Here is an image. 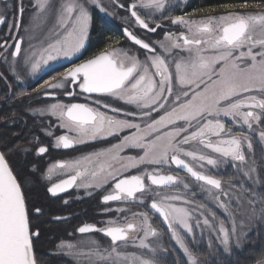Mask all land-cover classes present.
<instances>
[{
    "label": "snow or ice",
    "instance_id": "obj_1",
    "mask_svg": "<svg viewBox=\"0 0 264 264\" xmlns=\"http://www.w3.org/2000/svg\"><path fill=\"white\" fill-rule=\"evenodd\" d=\"M115 2L129 13L126 19H133L148 32L164 29L165 21L184 30L164 31L163 39L146 42L124 28L126 38L145 51L143 60L138 54L130 55L109 44L91 58L45 80L38 90L46 97H54L57 90L73 98L100 94L114 98L121 107L96 99L95 107L57 102L34 112L41 116L49 113L59 120L60 128L67 129L55 138L56 146L66 149L85 140L119 139V134L128 130L130 134L119 143L83 160L92 164L95 159L98 166L89 173L94 179L102 177L103 183H113L112 192L102 197L103 202H139L161 221L166 233L153 226L148 211L134 212L132 220L122 224L108 221L103 228L86 223L77 229L79 233L100 232L111 241L108 249L101 251L97 246L88 255L101 264H159V260L146 258L143 253L128 255L120 249L131 242L138 249L155 253L160 246L154 241L167 234L182 253L174 264H205L199 255L197 230L201 237H209L208 247L216 246L231 255L234 249L244 247L245 221L264 222V7L244 0L222 5L223 14L209 10L197 20L165 16L168 0ZM35 8L38 19L42 16L53 21L55 38L39 48L30 45L28 50L22 47L23 37L15 39L10 52L6 41L0 45L5 47L0 60L16 79L21 78V72L35 74L45 67L52 70L59 60L71 61L86 46L93 10L107 13L102 0H36ZM17 11L21 24L11 27L22 26L23 6ZM6 12V7L0 12V24L6 23ZM9 56L14 59L9 60ZM0 80H6L4 72H0ZM20 96L31 94L21 92ZM101 107L108 111H101ZM237 127L242 130L236 131ZM254 143L261 150L259 172ZM125 148L138 149L142 155L123 157L120 153ZM47 151L45 146L36 149L38 155ZM112 161L123 163L114 168ZM229 162L237 175L227 181L206 174L205 165L216 168ZM80 164L60 161L49 167V178L57 168L77 170L47 191L56 196L72 187L87 172V168L79 170ZM141 166L143 172L139 171ZM164 168L169 171L165 173ZM129 169H136L137 174L125 175ZM176 170H183L186 176L173 174ZM188 176L200 182L198 187L223 211V219L207 202L197 203L195 192L188 198ZM181 187L186 191H176ZM31 214H42V209L30 213L22 185L5 152L0 151V264H37L34 239L39 231L32 230ZM258 264H264V259Z\"/></svg>",
    "mask_w": 264,
    "mask_h": 264
},
{
    "label": "flooded vegetation",
    "instance_id": "obj_2",
    "mask_svg": "<svg viewBox=\"0 0 264 264\" xmlns=\"http://www.w3.org/2000/svg\"><path fill=\"white\" fill-rule=\"evenodd\" d=\"M35 2L36 0H0V12H4L5 7L7 8L6 23L0 24V45H5L6 41L7 44L5 46L9 52L13 50L15 39L23 37V30L30 25L31 19L33 18L31 15L32 13L34 14V11L27 10V8L30 9L34 6ZM21 5L24 8L22 26L11 27L13 24H21V16L17 11ZM132 21L134 20L132 19ZM137 27L138 30H131L122 24L119 29L120 36L125 37V39L132 44L131 46L139 50V46L126 38L123 31L124 28L133 31L139 38L144 39L146 42L156 39L160 31L157 30L156 33H151L144 30L139 25ZM164 28L168 27L165 26ZM112 39H118V37ZM42 44L46 46L43 42ZM42 44H38V42H26L23 38L22 47L23 49L28 50L30 45L39 48ZM4 51L5 47H0V52ZM101 51L102 50L99 52ZM99 52H97L96 44L91 42L89 37V41L85 48L81 53L77 54L76 57L72 58L71 61L63 59L59 60L52 65V70L47 68L46 71L42 70V73L40 74L35 73L36 76L21 72L20 79H16L14 74L9 73L6 70L7 66L2 60H0V72H4L6 76V80H0V150L5 152L9 164L13 168L14 174L17 178L44 179L43 182L40 180L37 184L44 189L47 199L44 202V211H42V214L35 215H42L41 222L47 234H51L52 230L58 226L57 228L60 232L56 234V237L59 236L62 239H71V237L75 235H94L102 236L105 239L107 238V240L111 242L110 238L106 237L103 233H79L77 229L86 223L95 224L98 228L108 226V221H116L118 224H122L126 220H132V218H128L129 214L132 215L134 212H144V206L135 201L103 202L102 197L113 190L112 181L106 184L100 183V185H102L101 187H92L94 190L88 194H83V196H81L82 194L78 190L80 177L77 178L76 183L73 184L72 187L64 192L58 193L56 196H53L47 191L52 184L68 179L71 175H75L77 170L74 167L64 169L57 168L51 175V178H49V167L60 161L67 162L70 165L74 164L76 161L82 162L84 157L108 149L112 145L119 143V140L122 139L123 136L130 134L128 130H125L119 134V139L107 137L106 139L85 140L84 143L74 144L72 147L66 149L62 146L57 147L55 143V138L57 136L63 135L67 132V129L59 127L60 122L56 117L51 116L47 112L41 117L32 115V113L30 115L28 114V111L31 109H43L47 105L57 102L64 104L77 102L89 103L95 107L96 105L93 104V101L96 99H101L102 103H108L112 107H121V104L114 102V98L101 97L100 94H91L90 98L88 94H82L73 98L64 96L59 90H57L54 97H46L43 91H38L41 89L45 80L50 79L52 76H58V74L64 72L66 68L71 67L73 64L81 63ZM8 59L12 60L14 58L9 56ZM76 91L79 92V89L77 88ZM21 92L30 93L31 97H21ZM100 110L108 111L103 107H101ZM109 114L111 115L110 111ZM49 131L53 133L52 136L47 135V132ZM37 137L39 138L38 140L36 139ZM40 146L47 147L48 151L45 154L38 155L36 149ZM120 155L123 157L137 156L142 155V152L138 149L125 148ZM121 163L123 162L112 161L114 168H119ZM93 164L96 167L98 166L95 163V159ZM32 168L35 169L33 170ZM150 168L151 166H149V170ZM174 168L175 166H173V169ZM79 170H81V165ZM139 171L143 172L144 167L141 166ZM162 171L167 173L169 169L164 168ZM124 174L135 175L137 174V170L129 169ZM173 174L179 175L186 173L183 170H176ZM21 185L25 193L27 187L23 183ZM26 200L31 212L30 201L29 199ZM119 209H124V211H119ZM131 209L132 212L130 211ZM57 217H60V219H56ZM37 220L40 221L39 219ZM36 225L37 223L34 227ZM159 228L161 231L165 229L161 222L158 224V229ZM133 235H135V233H133ZM207 248L208 246L206 245V249L204 248V251L202 250L199 252L200 258L205 261V264H224V253L222 250L218 249L216 246H213V250H208Z\"/></svg>",
    "mask_w": 264,
    "mask_h": 264
},
{
    "label": "rangeland",
    "instance_id": "obj_3",
    "mask_svg": "<svg viewBox=\"0 0 264 264\" xmlns=\"http://www.w3.org/2000/svg\"><path fill=\"white\" fill-rule=\"evenodd\" d=\"M187 1L188 0H168L169 6L167 7L164 15L167 17H176V16L183 15L185 19H189L191 17L193 19L199 20L201 16L208 14L209 11H203L199 13L186 11L185 4ZM119 2L126 3V0H119ZM127 2H130V0H127ZM102 4L104 7L107 8V13H105L104 11H101L98 8H95L93 10L94 13L92 12L93 19H92V23H91L90 30H89L90 32L89 37L91 39V42H94L93 41V38H94L93 28L95 24L96 14L100 15L106 21L112 22V24H115L119 28L122 26V24H124L131 30L133 29L138 30V27H137L138 25L134 21H132L131 18L126 19L127 17H129V13L125 9L118 7L115 0H102ZM250 4H253V3H250ZM259 4L261 7H264V3H259ZM35 5H36V2L34 3V6H32L30 9L27 8V10H30V11L33 10L34 14L32 13L31 16L33 18L31 19L30 25H28L23 30L22 35L26 42L28 41L30 43L38 42V44H42L43 42L44 44H47L55 38L54 33L51 30L53 28V21L45 20L42 16L38 19L37 16H39V14L36 13ZM212 10H214L212 14H223L225 12V9H223L222 7L217 8V9H212ZM141 14L144 15V12L142 11ZM151 26H154V25H151ZM165 26H167L168 28H164L160 30L156 39L151 40L150 42H156L158 40L163 39L164 31L170 30L172 32L178 33L179 31L184 30L183 26L171 25L167 21H165ZM119 34L120 32L118 33V35ZM118 35H114L110 37V40L107 42L105 41L102 44L103 46L99 48L97 52L105 49L109 44H111L112 47L120 48L125 51H128L130 55L133 53L138 54L141 60L144 59V56L146 54L144 50H141V49L139 50L131 46L132 44L129 43L125 39V37L120 36L121 34L119 36ZM33 37H35V39H33ZM117 37L118 39H112V38H117ZM43 70L46 71L47 67H45ZM40 73H42V71L38 72L37 74H40ZM32 75H35V74H32ZM35 109H40V108H34L33 110L31 109L28 111V114L30 115L32 113V115H37L38 117H41V115L34 112ZM241 130L242 129L240 127L236 128V131H241ZM243 130L246 131V129H243ZM256 135L258 136V134ZM254 150H255L257 170L259 172L260 167H261V155H260L261 150H260L259 144L254 143ZM80 165H81V171L87 168V172H85L84 175L80 176V182L78 186V190L81 192L82 194L81 196H83V194H88L92 192L94 190V188L92 187L96 186L97 184L103 183V178L97 177L94 179L91 175H89V173L92 170H94V167H96L94 166L93 163L86 164L84 160H82ZM196 167H197V170H199L198 165H196ZM32 169L34 170L35 168H32ZM205 170H206V174H211V175L216 176L217 178H222L224 181H227L229 178H232L237 175V170L232 165L231 162L226 163V164H221L219 167H216V168L205 165ZM179 176L184 177L186 176V174H179ZM17 179L19 182H21V184L23 182L24 185H26L27 187V190L25 191V196H26V199H29L30 205H31L30 209H31V212H33L35 208H39L37 206H34V202L28 192L34 187V183L31 182L29 178L20 177ZM187 179L191 185V189L190 191H188V198H191V192H195L196 193L195 200L197 203L207 202L208 207L212 208L213 211H216L217 215H219L223 219L225 217V214L223 213L222 210L217 209L214 203L208 199V193L206 191H202L198 187V184L200 182H195L194 179L191 178L190 176H188ZM38 180L39 181L41 180V182H43L44 179L38 178ZM110 181L111 180H109L108 182ZM85 185H89V186L85 187ZM238 187L239 185H237V188ZM165 191H168V190L166 189ZM176 191H180L183 193L186 190H184L181 187L179 189H176ZM224 199L227 200V198H224ZM147 202L149 203V201ZM130 211L132 212V209ZM144 211L149 212V216L152 218L151 222L154 223V226L158 228V224H160L161 221L158 218H156L154 214L151 211H149V209L144 207ZM53 213H56V212H53ZM36 217L37 215L31 214L32 230L34 232L37 230L39 231V237L34 239V248L37 243L38 244L40 243V248L44 250V246H42L44 243L42 244L40 241L44 240L45 238L44 235H46V238L50 239L49 242L51 241L52 243L46 249L48 255L51 254L53 256L60 257L64 260H67L68 264H101V262H99L95 256L90 257L88 253L90 250H95L97 246H99L101 251H103L104 249H108L111 242H109L107 238L105 239L102 236L100 237V236H94V235H75L71 237L72 240L62 239L59 236L56 237V234L60 232L59 229L57 228L58 226H56L55 229L53 228L54 230H52L51 234H47L46 230L44 231L42 222L38 221L37 220L38 218ZM128 218H132V215L129 214ZM240 222L241 221L238 218L237 224L239 225ZM36 223L37 225L34 227ZM227 224H230V221H226V225ZM244 230L247 232V237L244 242V247L239 250L234 249L231 255L223 252L224 253V264H253L250 261H253L258 257L259 258L264 257V222L259 221V220H252L250 222L245 221ZM162 232L166 233L165 229ZM41 233H42V236H41ZM196 235H197V242L199 245V252L202 250L204 251V248L206 249V245H207V241L209 237L207 235H204L203 237H201L199 230H197ZM40 237H43V238H40ZM93 242H96V243H93ZM154 243L160 246L159 248H157V251L155 253H150L147 249H143V250L138 249L136 245L132 244L131 242L126 247H123L120 250L125 252L128 255H131L133 253L140 255L141 253H143L146 258H154V259L159 260V264H174V261L180 260L182 253L179 250L178 246L175 244V242L170 241L169 236L167 234H164L161 239H159L158 241H154ZM67 245H72L73 247L69 248ZM164 248H167L170 251L165 252L163 251ZM207 249L213 250L214 248L208 247ZM38 255L42 256L40 252H38ZM258 261H260V259ZM258 261L256 260L254 264H258Z\"/></svg>",
    "mask_w": 264,
    "mask_h": 264
},
{
    "label": "trees",
    "instance_id": "obj_4",
    "mask_svg": "<svg viewBox=\"0 0 264 264\" xmlns=\"http://www.w3.org/2000/svg\"><path fill=\"white\" fill-rule=\"evenodd\" d=\"M243 2L244 0H188L185 4V9L186 11L199 13V12H202L201 10L209 11L212 9L221 8V6L224 4H239ZM248 3H253V4L254 3H264V0H248ZM119 32H120V29L118 26L106 21L100 15L96 14L95 24L93 28V36H94L93 41L96 44L97 50H99V48L103 46L102 44L105 41L106 42L109 41L110 37L114 35H118ZM29 180L35 184V186L30 191H28L30 194V197L32 198L34 202V206H37L40 209H42V211H44L43 206H44V202L47 199L44 189L39 184H37V182H39L38 179L30 178ZM36 218H38L41 222L42 215L37 216ZM41 236H42V233H41ZM44 237H45L44 240L40 241L42 244L44 243L42 245L44 246V250L40 248V243L39 244L37 243L34 248L35 256L37 259V264H68L67 260H64L60 257L53 256L51 254L49 255L47 254L46 249L52 243L51 241L49 242L50 239L46 238V235H44ZM40 238H43V237H40ZM38 252H40L42 256L38 255ZM263 258L264 257H261V258L258 257L255 260L250 261V262L254 264L256 260L258 261L259 259L261 260Z\"/></svg>",
    "mask_w": 264,
    "mask_h": 264
},
{
    "label": "water",
    "instance_id": "obj_5",
    "mask_svg": "<svg viewBox=\"0 0 264 264\" xmlns=\"http://www.w3.org/2000/svg\"><path fill=\"white\" fill-rule=\"evenodd\" d=\"M0 151H1V150H0ZM67 189H69V188H67ZM67 189H66V190H67ZM66 190H65V191H66ZM59 218H60V217H59Z\"/></svg>",
    "mask_w": 264,
    "mask_h": 264
}]
</instances>
